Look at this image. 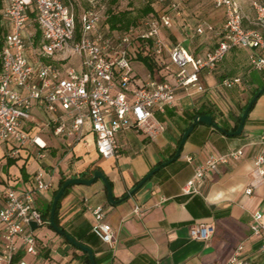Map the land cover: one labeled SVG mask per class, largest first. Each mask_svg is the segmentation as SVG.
Returning a JSON list of instances; mask_svg holds the SVG:
<instances>
[{"label": "crops", "instance_id": "obj_1", "mask_svg": "<svg viewBox=\"0 0 264 264\" xmlns=\"http://www.w3.org/2000/svg\"><path fill=\"white\" fill-rule=\"evenodd\" d=\"M240 1L244 9L243 24L248 25L245 28H253L255 11L248 9L246 0ZM195 2L191 6L188 0L184 11L173 16L172 25L161 30L165 47L163 63L169 62L167 51L174 46L182 47L194 57L216 47L214 35H196L194 29L202 22L221 28L223 11L214 9L211 0L210 7L204 0ZM248 57V49L233 48L216 69L198 73L205 92L188 95L179 89L172 106L165 107L163 112H155L165 126L157 138L149 139L134 130L118 132L119 148L115 157L103 158L97 153L94 135L87 126L84 140L78 144L68 137L55 136L52 128L45 125L47 115L37 107L33 108L30 121H26L23 128L30 137H36L38 143L41 140L43 144L39 143L41 148L35 145L20 148L18 155L11 158L6 156L11 144L0 143V189L8 184L25 189L32 174L42 173L51 182L49 190L35 194L36 205L43 212L62 178L89 179L95 171H100L110 182L116 203H109L103 183L96 179L89 185L68 187L57 210L58 227L76 242L90 248L95 264H228L239 244L244 247L241 256L246 264H264L260 241L249 233L251 214L264 207V185L253 169V161L262 151L264 138V92L250 109L240 135L226 136L211 126L196 125L184 142L180 156L126 197L149 171L171 158L181 136L192 123L194 113L204 110L215 117L204 114L215 123L223 120L229 127L234 125L252 91L264 85V68L253 70ZM140 58L131 62L136 78L173 83V70L144 57L153 66L150 72ZM226 77H239L240 83L225 89L220 86V81ZM238 150L242 154L237 160L206 173L200 193H181L195 166L210 156ZM249 187L252 191L247 194ZM136 206L143 208L142 215L133 214ZM95 207L104 209L105 221L115 232L111 245L103 243L91 231V210ZM199 223L213 227L212 235L205 241L189 238V228ZM38 229L35 230L36 237ZM40 234L41 238L37 239L42 259L51 264H90L85 253L48 225H44ZM20 257L33 262L29 256L21 254Z\"/></svg>", "mask_w": 264, "mask_h": 264}, {"label": "built area", "instance_id": "obj_2", "mask_svg": "<svg viewBox=\"0 0 264 264\" xmlns=\"http://www.w3.org/2000/svg\"><path fill=\"white\" fill-rule=\"evenodd\" d=\"M183 2L170 0L160 13L148 15L136 26L119 32L108 29L92 2L77 12L74 0H6L2 19L7 32L0 50V143L11 144L6 156L13 158L20 148L29 145L41 148L37 138L30 137L23 128L36 107L47 115L45 125L52 128L55 136L68 137L74 144L84 140L87 126L94 135L97 153L110 158L117 154L116 134L120 131L134 130L149 139L161 135L165 126L155 112L172 106L179 89L188 95L205 92L198 73L216 69L231 49H248L249 66L262 71L264 3L257 1L251 4L256 27L245 28L236 0H211L214 9L223 11L222 27L217 29L202 22L194 32L214 35L216 47L194 57L174 46L167 51L169 62L163 63L161 30L172 25L173 16L180 15ZM139 56L152 58L165 69L173 70V83L136 78L131 62ZM239 83V77H226L220 86L231 89ZM261 144L253 169L264 185V138ZM241 154L238 150L206 158L195 166L181 193H200L206 173L217 171ZM50 188V180L36 172L25 189L10 184L0 189V264H51L40 257L35 235L37 228L48 223L36 205L35 194ZM251 191L249 187L246 193ZM143 211L136 206L133 214L140 216ZM91 213L92 233L111 245L115 232L105 221L104 209L95 207ZM212 233L209 224L189 228L192 240L205 241ZM249 233L260 241L264 254V207L251 214ZM243 249L239 244L228 264H246L241 256ZM21 254L33 262H27Z\"/></svg>", "mask_w": 264, "mask_h": 264}, {"label": "water", "instance_id": "obj_3", "mask_svg": "<svg viewBox=\"0 0 264 264\" xmlns=\"http://www.w3.org/2000/svg\"><path fill=\"white\" fill-rule=\"evenodd\" d=\"M264 92V85L258 90V92L249 100V102L247 103L246 107L244 108L240 119H239V123L237 125V128L235 131L233 132H227L224 131L217 123H215L212 118L208 115H198L196 116L192 123L187 127V129L184 131L183 135L181 136V139L178 143V146L175 150V153L173 154V156L168 159L167 161L161 163L160 165L156 166L155 168H153L151 171H149L134 187L133 189L130 191L129 194L126 195V197L131 196L132 194H134L140 187H142L145 182H147L156 172H158L161 168H163L164 166H166L167 164L173 162L174 160H176L179 156H180V152L182 149V146L184 144V142L186 141L188 135L190 134V132L194 129V127L198 124H202V125H206V126H211L213 129H215L216 131H219L221 133H223L226 136H237L240 135L243 125L245 123V120L248 116V113L250 111V109L252 108V106L254 105V103L256 102V100L258 99V97ZM96 179L101 180V182L103 183L106 192H107V197H108V201L110 204H114L117 201H115L113 199V195H112V189H111V184L108 181V179L100 172V171H95L92 175L91 178L89 179H80V178H72V179H68L66 180L61 187L58 189V191L56 192V194L53 196L52 198V202H51V207H50V212H49V219H48V223L47 225L58 235L64 237V239L70 243L73 247L79 249L80 251H82L83 253H85L87 255L88 261L90 264H95L94 261V257H93V253L91 251L90 248L76 242L72 237H70L68 234L64 233L62 229H60L58 227V225L55 223V211H56V207L58 204V201L60 200V198L62 197V195L64 194V191L66 188L72 186V185H78V184H84V185H89L92 182H94ZM31 227L34 228L35 225L31 224Z\"/></svg>", "mask_w": 264, "mask_h": 264}, {"label": "trees", "instance_id": "obj_4", "mask_svg": "<svg viewBox=\"0 0 264 264\" xmlns=\"http://www.w3.org/2000/svg\"><path fill=\"white\" fill-rule=\"evenodd\" d=\"M117 1L118 0H111V3L114 4ZM254 1H257V2H260V3H264V2H261V1H258V0H254ZM169 2H170V0H162V1H159L157 3V5H159V6L156 5V7L153 6V5H151L150 3H148L142 9L138 10L136 16H133L132 15V11H118V12H114L111 9H108L107 12H106V17H105V21L104 22H105V25L108 27V29L110 31L125 32L130 27L136 26L137 23L140 21L141 18L143 19L144 17H146L148 15H151V14L152 15H156L157 13H159V12L163 11L164 9H166V7H167V5H168ZM187 2H188V0H184L183 4L181 5V11H184L185 5L187 4ZM163 4H164V6H163ZM5 5H6V0H0V50H1L2 45H3L4 36H5L6 32H7V29L5 28V24L3 23V19H2V12H3V9L5 8ZM253 27H256V26L253 25ZM36 37L37 38L39 37V34L38 33H36ZM139 60L142 61L146 65V67L148 68V70L150 72L153 70V66L150 64V62L146 58L141 57ZM260 88H261V86L258 87V88H256L254 91H252L250 98L248 99V101L246 102V104L241 108L240 114L236 117L235 123H234V125L232 127H229L226 124V122L223 121V120L219 121L218 125L224 131L233 132V131L236 130L237 125L239 123L240 116H241L244 108L246 107V105L249 102V100L258 92V90ZM206 113L212 115L209 112H206L204 110H200V111H197L196 113H194L192 115V117H191L192 118V121H193V119L196 116H198V115H204ZM212 118L215 119V117L213 115H212ZM66 180L67 179L62 178L59 181L58 189L61 187V185ZM58 189L53 193V196L56 194V192L58 191ZM66 190H67V188L65 189V191ZM53 196H52V198H53ZM51 202H52V200L47 205L46 209L43 212H41L42 213V217L46 221H48V219H49V212H50ZM58 204H59V201H58ZM58 204H57L56 211H55V223L57 225H58V220H57ZM84 256H85L86 261L89 262L88 261V258H87V255L84 254Z\"/></svg>", "mask_w": 264, "mask_h": 264}, {"label": "rangeland", "instance_id": "obj_5", "mask_svg": "<svg viewBox=\"0 0 264 264\" xmlns=\"http://www.w3.org/2000/svg\"><path fill=\"white\" fill-rule=\"evenodd\" d=\"M236 1L238 3H240L241 7L243 6L240 0H236ZM253 1L254 0H246L245 3L247 5L248 9H251L254 12V10H253V8L251 6ZM258 1L264 2V0H258ZM90 2L95 4L96 9L100 12V15L102 16V20L104 22L105 21V17H106V12H107L108 9H111L114 12H118V11H132V15L136 16L138 10L142 9L148 3H150L151 5L156 7V5H157V3L159 1L158 0H118L116 3L112 4L111 0H74V5L76 7V11L79 12L82 9H86L89 6ZM189 2L191 4V6L196 3L195 0H189ZM204 2H205L206 5L209 4V7L211 6L210 5V0H204ZM157 6H159V5H157ZM163 6H164V4H163ZM242 11L244 13L243 7H242ZM254 14H255V12H254ZM104 24H105V22H104ZM247 26L248 25L245 23L244 27H247ZM134 64L137 65V66H142V64H140L138 62H135ZM43 227H41V228H39L37 230V237L38 238H41L42 234H40V233L42 232V228Z\"/></svg>", "mask_w": 264, "mask_h": 264}, {"label": "bare ground", "instance_id": "obj_6", "mask_svg": "<svg viewBox=\"0 0 264 264\" xmlns=\"http://www.w3.org/2000/svg\"><path fill=\"white\" fill-rule=\"evenodd\" d=\"M39 143L43 144V142L41 140H39Z\"/></svg>", "mask_w": 264, "mask_h": 264}]
</instances>
